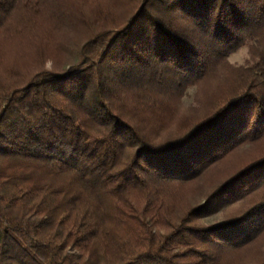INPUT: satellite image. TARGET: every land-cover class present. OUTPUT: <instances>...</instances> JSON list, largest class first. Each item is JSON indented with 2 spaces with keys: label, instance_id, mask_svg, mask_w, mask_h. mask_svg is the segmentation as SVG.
Masks as SVG:
<instances>
[{
  "label": "trees",
  "instance_id": "16d2710c",
  "mask_svg": "<svg viewBox=\"0 0 264 264\" xmlns=\"http://www.w3.org/2000/svg\"><path fill=\"white\" fill-rule=\"evenodd\" d=\"M19 47L33 71L4 62ZM258 245L264 0H0V264H264Z\"/></svg>",
  "mask_w": 264,
  "mask_h": 264
},
{
  "label": "rangeland",
  "instance_id": "374dc122",
  "mask_svg": "<svg viewBox=\"0 0 264 264\" xmlns=\"http://www.w3.org/2000/svg\"><path fill=\"white\" fill-rule=\"evenodd\" d=\"M7 45H10V44H7ZM32 48H33V45H32ZM24 53H25V50H23V48L21 49L20 47L17 50L11 49V51L5 54L6 61L4 62H8L6 64L7 66H9L8 68H10V65L11 66L15 65V66H19L22 72L27 73L31 70L33 71L40 64L41 59L37 58V55L33 49H32V54H31V56L33 57L28 56L30 53L25 54V55ZM244 56H245V51H239L233 54L230 57V59L232 62L241 63L243 61ZM19 58H22V59H19ZM48 66H51L50 63H48ZM263 256H264V248L258 245L254 247L253 249H251V253L249 254L248 259H249V262H253L255 261V259L257 260L259 258L262 259Z\"/></svg>",
  "mask_w": 264,
  "mask_h": 264
}]
</instances>
